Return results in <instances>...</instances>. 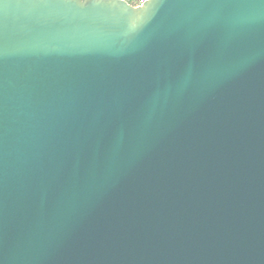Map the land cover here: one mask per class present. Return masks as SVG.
<instances>
[{"label": "water", "instance_id": "95a60500", "mask_svg": "<svg viewBox=\"0 0 264 264\" xmlns=\"http://www.w3.org/2000/svg\"><path fill=\"white\" fill-rule=\"evenodd\" d=\"M0 264H264V0H0Z\"/></svg>", "mask_w": 264, "mask_h": 264}, {"label": "snow or ice", "instance_id": "6c2138e0", "mask_svg": "<svg viewBox=\"0 0 264 264\" xmlns=\"http://www.w3.org/2000/svg\"><path fill=\"white\" fill-rule=\"evenodd\" d=\"M34 3H70L72 0H33Z\"/></svg>", "mask_w": 264, "mask_h": 264}, {"label": "built area", "instance_id": "2783aa9c", "mask_svg": "<svg viewBox=\"0 0 264 264\" xmlns=\"http://www.w3.org/2000/svg\"><path fill=\"white\" fill-rule=\"evenodd\" d=\"M123 1H126L127 3H129L134 7H138L142 5L146 0H123Z\"/></svg>", "mask_w": 264, "mask_h": 264}]
</instances>
